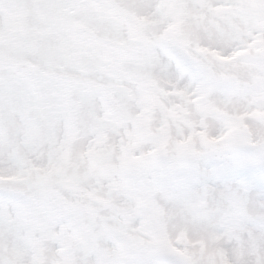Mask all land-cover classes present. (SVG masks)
Returning a JSON list of instances; mask_svg holds the SVG:
<instances>
[{
  "label": "snow or ice",
  "instance_id": "6c2138e0",
  "mask_svg": "<svg viewBox=\"0 0 264 264\" xmlns=\"http://www.w3.org/2000/svg\"><path fill=\"white\" fill-rule=\"evenodd\" d=\"M0 264H264V0H0Z\"/></svg>",
  "mask_w": 264,
  "mask_h": 264
}]
</instances>
